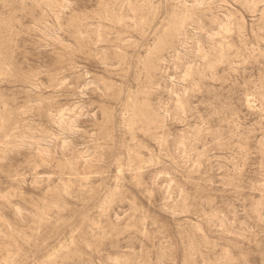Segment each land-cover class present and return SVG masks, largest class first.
Wrapping results in <instances>:
<instances>
[{"label": "rangeland", "instance_id": "374dc122", "mask_svg": "<svg viewBox=\"0 0 264 264\" xmlns=\"http://www.w3.org/2000/svg\"><path fill=\"white\" fill-rule=\"evenodd\" d=\"M0 264H264V0H0Z\"/></svg>", "mask_w": 264, "mask_h": 264}]
</instances>
